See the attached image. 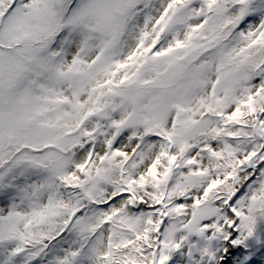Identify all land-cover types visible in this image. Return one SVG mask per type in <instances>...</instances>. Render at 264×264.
I'll use <instances>...</instances> for the list:
<instances>
[{
    "label": "snow or ice",
    "instance_id": "snow-or-ice-1",
    "mask_svg": "<svg viewBox=\"0 0 264 264\" xmlns=\"http://www.w3.org/2000/svg\"><path fill=\"white\" fill-rule=\"evenodd\" d=\"M0 264H264V0H0Z\"/></svg>",
    "mask_w": 264,
    "mask_h": 264
}]
</instances>
